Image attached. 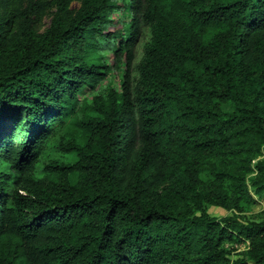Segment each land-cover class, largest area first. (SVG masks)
I'll return each instance as SVG.
<instances>
[{
  "label": "trees",
  "instance_id": "16d2710c",
  "mask_svg": "<svg viewBox=\"0 0 264 264\" xmlns=\"http://www.w3.org/2000/svg\"><path fill=\"white\" fill-rule=\"evenodd\" d=\"M0 264H264V0H0Z\"/></svg>",
  "mask_w": 264,
  "mask_h": 264
},
{
  "label": "rangeland",
  "instance_id": "374dc122",
  "mask_svg": "<svg viewBox=\"0 0 264 264\" xmlns=\"http://www.w3.org/2000/svg\"><path fill=\"white\" fill-rule=\"evenodd\" d=\"M80 6V2L75 1L72 3V8L73 9H78V7ZM54 12V8L50 9L49 11H47L46 15L42 18L41 20V24H40V30L43 31L44 29H46L51 21L52 18V14ZM125 18H127V16H125ZM121 26L120 22H117L116 24H114L113 26H111V30H114L116 28H119ZM148 36H145V39H147ZM137 58L134 60L132 66H131V70H130V75L132 80L134 81L136 79V65L138 64L141 55H142V50H143V43H142V38L139 40V42L137 43ZM122 72H120V70H115L110 76H108V78L103 82V85H107V84H111L114 83V85H116V87L119 89L120 85H121V77H122ZM256 210L258 209V207L255 208ZM208 212L211 216L217 217V218H222L226 215L229 214H233L232 211H228L224 208L221 207H217V206H211L208 208ZM242 249L245 248V246H241Z\"/></svg>",
  "mask_w": 264,
  "mask_h": 264
}]
</instances>
